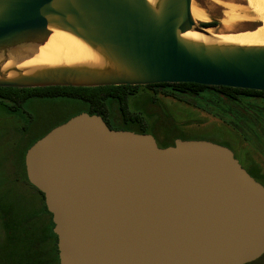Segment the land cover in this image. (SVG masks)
<instances>
[{
  "label": "water",
  "instance_id": "95a60500",
  "mask_svg": "<svg viewBox=\"0 0 264 264\" xmlns=\"http://www.w3.org/2000/svg\"><path fill=\"white\" fill-rule=\"evenodd\" d=\"M191 1L0 0V88L264 92V46L216 42L193 20ZM53 31L98 62L19 67ZM24 169L51 215L58 264H249L264 255V187L226 147L177 140L160 149L150 135L82 113L36 141Z\"/></svg>",
  "mask_w": 264,
  "mask_h": 264
},
{
  "label": "rangeland",
  "instance_id": "374dc122",
  "mask_svg": "<svg viewBox=\"0 0 264 264\" xmlns=\"http://www.w3.org/2000/svg\"><path fill=\"white\" fill-rule=\"evenodd\" d=\"M227 5L245 7L246 3L241 0L191 1L193 8L202 10L216 23L212 29L217 33L229 36L250 32L260 27V23L252 19L238 21L232 26L227 22L221 24ZM205 23L212 21L208 20ZM151 93L143 89L139 90L138 97L131 100V109L134 112L148 110L147 95ZM202 104H204L202 98L187 95L173 97L165 90L158 91L156 107L151 110L154 115L152 121L155 120L156 125L159 126L158 131L161 135H181L187 139L184 141H207L226 147L244 170L250 165V160L264 172V101L258 99L241 101L244 114L249 119L244 118L239 124L237 120L231 121L230 118L222 120L221 117L210 112L209 106ZM24 109L26 113L19 117L7 116L0 109V194H4L0 195L2 197L0 205L13 204L14 198H19L15 204L18 214L21 206L28 210L40 208V202L28 187L17 189L15 178L21 174L23 153L59 122L75 115L77 106L59 101L30 102L24 106ZM45 219H40L38 223H46ZM2 233L0 228V237Z\"/></svg>",
  "mask_w": 264,
  "mask_h": 264
},
{
  "label": "trees",
  "instance_id": "16d2710c",
  "mask_svg": "<svg viewBox=\"0 0 264 264\" xmlns=\"http://www.w3.org/2000/svg\"><path fill=\"white\" fill-rule=\"evenodd\" d=\"M213 26H216V23L200 24L202 28ZM142 89L152 92L151 95H147V100H149L148 110L143 109L142 111L137 110L138 112H134L130 107L131 100L136 99L139 95V90ZM162 90H165L173 97L187 95L194 98H202L204 101L202 105L206 104V106L208 104H217L216 106L220 107L221 101L228 103L250 99L264 101V92L226 87H206L195 84L97 88H0V109L7 116L19 117L26 113L24 106L30 102L48 103L59 101V103H73L77 106V109L72 117L85 113L89 116L100 117L110 130L127 131L137 135H150L154 132H159V126L156 125L155 120L152 121L154 115L151 110L155 109L158 91ZM70 118L62 120L56 126L65 123ZM25 153L21 157V174L15 178L17 189L28 187L33 192L34 197L40 202V208L28 210L21 206L18 214L15 210V204L19 201L17 197V199L14 198L13 204L0 205V228L3 232L2 237H0V264H58L57 238L52 232L51 215L47 212L44 205L43 194L27 182L24 169ZM1 196L0 198H2ZM31 202L32 199L30 198ZM42 218H47L45 219L47 220L46 223H38ZM249 264H264V255Z\"/></svg>",
  "mask_w": 264,
  "mask_h": 264
},
{
  "label": "bare ground",
  "instance_id": "6f19581e",
  "mask_svg": "<svg viewBox=\"0 0 264 264\" xmlns=\"http://www.w3.org/2000/svg\"><path fill=\"white\" fill-rule=\"evenodd\" d=\"M241 1L246 3L245 7L225 6L226 11L221 24L227 22L232 26L238 21L252 19L256 23H260V27L250 32L229 36L217 33L213 29H207V33L219 43L237 46H264V0ZM191 16L194 21L198 22L205 23L209 20L202 10L192 6ZM184 37L194 41L208 42L206 37L194 32H188ZM97 62V55L81 41L65 32L53 31L47 42L36 50L33 57L21 63L19 67L94 65Z\"/></svg>",
  "mask_w": 264,
  "mask_h": 264
},
{
  "label": "flooded vegetation",
  "instance_id": "af4514ba",
  "mask_svg": "<svg viewBox=\"0 0 264 264\" xmlns=\"http://www.w3.org/2000/svg\"><path fill=\"white\" fill-rule=\"evenodd\" d=\"M201 24H208V23H201ZM213 27H205L207 29H212ZM243 101V100H242ZM218 103V102H216ZM215 105H211L208 104V106L211 109V113H214L215 116H218L219 118L221 117L222 120L226 119V118H230L231 121H238L237 124H239L240 122H242V120L245 118L246 120H248L249 118H247L244 114V108L243 105L241 104V101H236L233 103H228L226 101H221L220 103V107H217ZM249 108V107H248ZM249 110H253V109H249ZM242 111V112H241ZM264 111V110H263ZM55 127V126H54ZM53 127V128H54ZM150 136L153 138L156 146L160 149H164L167 147H172L175 143V141L180 140V141H184L187 139H184L183 137H181V135H169V136H164L161 135L159 132H154L152 134H150ZM234 157V156H233ZM249 166L247 169H245V171L247 172V174L252 177L256 182H258L259 184H261L264 187V172L261 171L259 169V167H257L256 165L253 164L252 161L249 160ZM242 168V167H241Z\"/></svg>",
  "mask_w": 264,
  "mask_h": 264
}]
</instances>
